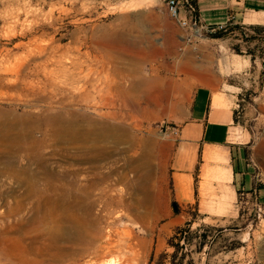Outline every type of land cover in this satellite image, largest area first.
<instances>
[{"label":"rangeland","instance_id":"374dc122","mask_svg":"<svg viewBox=\"0 0 264 264\" xmlns=\"http://www.w3.org/2000/svg\"><path fill=\"white\" fill-rule=\"evenodd\" d=\"M197 18L198 26H183L168 0H0V107L29 113L75 98L72 105L92 116L117 111L110 121L129 133L119 144L103 141L112 151L90 161L73 144L45 149L51 169L90 185L92 214L80 222L66 213L40 216L39 198L25 192L29 179L4 166L9 154L0 153V264H264V25L248 27L247 43L239 24L213 30ZM218 32L243 38L233 53L242 44L256 56L247 71L233 70ZM64 68L75 71L76 87ZM200 81L236 92L231 140L242 146L248 182L234 186L225 170L197 168L195 199L180 203L170 168L175 127ZM123 91L140 111L124 103ZM103 97L112 103L102 105ZM24 156L16 165L28 164ZM45 184L42 177L36 187ZM17 201L23 211L9 213ZM107 236L113 247H105Z\"/></svg>","mask_w":264,"mask_h":264},{"label":"bare ground","instance_id":"6f19581e","mask_svg":"<svg viewBox=\"0 0 264 264\" xmlns=\"http://www.w3.org/2000/svg\"><path fill=\"white\" fill-rule=\"evenodd\" d=\"M61 62H62V60H61ZM57 63H59V60L57 61ZM44 65H46V63ZM73 65H74V63H73ZM76 66H79V63L76 62ZM62 70L65 71L64 73L66 74L65 80L68 81L71 86L76 87V78H75L76 76L74 77L72 75V73H74L75 71L70 73L71 69H69V72L65 68ZM74 70H76V69L74 68ZM65 80H63V81H65ZM52 82H51L52 85H55L57 83V82L56 83H52ZM58 84H59V82H58ZM66 84H68V83H66ZM134 84L136 85V83H134ZM29 85H30V83H29ZM63 90H64V88H63ZM35 91H34V94H36ZM52 91H54V89ZM123 92H125V93H122L121 95L124 97V103L128 104L132 107V109H133L132 112L140 111L142 109V107H140L139 104H137L133 99L130 98L131 94L127 93L126 91H123ZM38 94H39V92H38ZM61 94L63 95L62 92H61ZM74 94H75V92H74ZM76 95H78V94H76ZM88 96H86V94H85L84 98L87 99ZM104 96H106V95H104ZM74 97H76V96H74ZM47 98H49V95ZM47 98H44V99L47 100ZM62 98H64V97H62ZM107 98H104V97L102 98V102H103V103H101L102 105L103 104L107 105L109 103H112V102H109V100ZM56 99H57V97H56ZM79 100H80V98H79ZM82 100H83V98H82ZM73 101H76L75 98L70 99L68 97V98H65L63 101H61L60 103L57 102V103H59L58 106H56L58 109H56L52 105V108H49L45 111H35V112H29V113H27V112L17 113L15 111H13V109L10 111V110H6V109H2V107H0V153L2 155H4L5 153L9 154V155L6 154V156H8V159L3 160L4 166H6L8 168L18 166L19 168H21L19 173H22L25 176V178L29 179V180L26 179L29 183H28V187L26 188L25 192H26V195L31 193L33 195H36L39 198L38 203L36 205H37V211L39 212L40 216L47 217L49 215L55 216L56 214L58 215L61 213H66L68 215H70V214L73 215L77 219V221L80 222L79 221V220H81L80 216L91 213L92 212L91 209L93 208V205H94V198L91 194V191H89L90 185L85 186L83 184H81V185L77 184V186H76L77 180L74 183L72 181L69 183L67 181V178L65 177V175L60 174L58 172V170L56 171L54 169H51V167L49 166V160L44 153L45 149L48 146H52L53 150L55 151V150H57L59 145H61V149L65 150V149H67L66 147H68V146L62 147V145H64L65 143L66 144H73L74 148L78 150L77 153H79V151H80L81 155L90 161V160L98 159L99 157L104 156L105 154H107L108 151H110V152L112 151V149L107 147V145H103V143H102L103 141L109 140V139H114L113 141H115L116 144H119L123 140L125 135H128L129 133L127 130L124 129V127L121 124L110 121V119L117 120L119 118L120 115L117 111H115V110L114 111L113 110L96 111L97 115L92 116L91 114H88L86 111L82 112V111L78 110V107L77 108L74 107V105H72L74 103ZM113 103H114V101H113ZM125 106H127V105H125ZM80 109H82V108H80ZM129 109H130V107H129ZM132 115H133V113H132ZM49 151H50V149H49ZM57 151H59V150H57ZM57 151H55V152H57ZM150 151H152L151 146H150ZM23 152H24V155L27 156L26 158L29 159L28 164L25 162L26 164H24L22 166L16 165L17 164L16 160H18L17 156L21 155ZM49 153H48V155H49ZM50 156H52V155H50ZM61 156H63V154H61ZM77 156H78V154H77ZM75 157H76V155L73 158H75ZM18 163H19V161H18ZM33 163H37V165L39 164L40 167L42 166V168H47L46 171L41 172L40 169L39 170L34 169L31 166ZM1 167H2V165H1ZM12 169H14V168H12ZM3 171H4V168H3ZM19 173H18V171H14L15 177H17ZM98 173H99V171H98ZM107 175L108 174H104V175H101L98 177H99V179L101 177L102 179L105 180L106 178H108ZM24 176H22V177H24ZM94 176H96V175H94ZM42 177H45V182H46L45 187L44 188L39 187V189H37V187H36L37 182L39 181V178H42ZM43 180H41V181H43ZM180 182H181L183 190H185L186 187H185L184 179L181 178ZM22 183L23 184L26 183L25 180L22 181ZM45 192L48 194H46ZM13 195L17 196V193H15V191H14ZM91 197H92V199H91ZM67 198L69 200H71L70 203L64 202V201H66ZM15 200L16 199L14 198V201ZM19 202H20V200H19ZM25 205H26V203H25ZM23 209H24V206L23 205L21 206L20 204H18V201H17V203H13V205L10 207L9 213L21 212V211H23ZM21 223H23V221H21ZM62 237H64V236H62ZM107 238H108V236H107ZM110 241H111V239H109V240L106 239L107 244H105V247H107V248L113 247L112 245L110 246V244L112 242V241L111 242ZM19 242H24L23 236H19Z\"/></svg>","mask_w":264,"mask_h":264},{"label":"crops","instance_id":"0c3cea01","mask_svg":"<svg viewBox=\"0 0 264 264\" xmlns=\"http://www.w3.org/2000/svg\"><path fill=\"white\" fill-rule=\"evenodd\" d=\"M198 5L204 25L218 26L234 18V23L244 29L242 34L248 38L247 43L250 41L248 27L264 25V0H198ZM236 40L242 41L243 38L226 36L215 41L229 53L233 70L247 71L256 62V56L244 49L242 44L239 45L241 53H233ZM200 48L203 46L200 45ZM221 85L200 81L177 117L178 145L170 168L174 196L180 203H190L195 199L194 173L197 168L202 172L207 168L225 170L234 186L238 185L240 178L246 184L248 182L249 171L245 170L247 166L243 161L242 146L231 140L236 92L230 93V88ZM181 178L184 179L185 190Z\"/></svg>","mask_w":264,"mask_h":264},{"label":"built area","instance_id":"2783aa9c","mask_svg":"<svg viewBox=\"0 0 264 264\" xmlns=\"http://www.w3.org/2000/svg\"><path fill=\"white\" fill-rule=\"evenodd\" d=\"M188 0H168V7L173 16L177 17L183 26H198V18L194 14V9L189 5ZM184 8L186 15L181 17L180 11ZM234 23V18H231L228 23L218 26H211L213 30H227L230 24Z\"/></svg>","mask_w":264,"mask_h":264},{"label":"trees","instance_id":"16d2710c","mask_svg":"<svg viewBox=\"0 0 264 264\" xmlns=\"http://www.w3.org/2000/svg\"><path fill=\"white\" fill-rule=\"evenodd\" d=\"M189 1V5L194 9V14L198 17L200 16V11H199V5H198V0H188ZM215 36L216 37H221L223 36V32H218V33H215ZM191 222L188 223V225H190ZM183 228H178V231L179 230H182ZM153 259V258H152ZM151 259V260H152Z\"/></svg>","mask_w":264,"mask_h":264}]
</instances>
